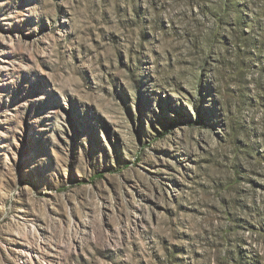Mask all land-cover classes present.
I'll return each mask as SVG.
<instances>
[{
    "label": "rangeland",
    "instance_id": "rangeland-1",
    "mask_svg": "<svg viewBox=\"0 0 264 264\" xmlns=\"http://www.w3.org/2000/svg\"><path fill=\"white\" fill-rule=\"evenodd\" d=\"M0 264H264V0H0Z\"/></svg>",
    "mask_w": 264,
    "mask_h": 264
}]
</instances>
